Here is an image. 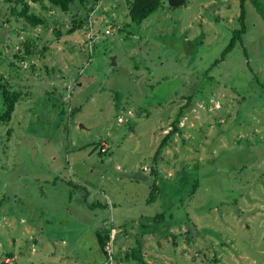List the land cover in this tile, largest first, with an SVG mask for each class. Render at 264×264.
<instances>
[{"label":"rangeland","instance_id":"1","mask_svg":"<svg viewBox=\"0 0 264 264\" xmlns=\"http://www.w3.org/2000/svg\"><path fill=\"white\" fill-rule=\"evenodd\" d=\"M27 1L45 25L0 0V264H140L138 241L147 264H264V19L253 3L167 2L137 25L130 0L68 14ZM243 10L246 32L212 68ZM3 83L21 92L9 122ZM103 227L115 228L108 260Z\"/></svg>","mask_w":264,"mask_h":264},{"label":"trees","instance_id":"2","mask_svg":"<svg viewBox=\"0 0 264 264\" xmlns=\"http://www.w3.org/2000/svg\"><path fill=\"white\" fill-rule=\"evenodd\" d=\"M8 3L13 2L14 0H6ZM100 0H31V2L33 3H41L44 4L45 2L48 3L51 8H57L59 9L61 12L63 13H71L72 7L78 3H80V5H82L84 8L87 7L88 5H91L87 11L88 13H90L91 11H94L96 6L98 5ZM169 0H130L129 1V18L131 20L132 23L137 24V25H141L145 20H147L152 14L158 12L161 8H163L167 2ZM246 0H243V2H245ZM254 7L256 8V11L259 13V15L264 19V0H250ZM16 3L19 4L20 6L17 5H13L11 7V14L17 18H22L24 19L29 25H31L32 27H38L41 25H45V19L43 17L37 16L35 13H32L31 11V5L29 3V1L27 0H16ZM45 9H48V7H45ZM87 13V15H88ZM86 15L85 19L81 20V21H76L75 19H73V27L72 29H70V31H68L69 34H73L76 30L78 29H82L84 27V23L88 22V16ZM240 22L242 24V26L240 27V29H237L232 37L231 43L229 44L228 48L224 51L223 55H222V59L218 60L215 62V64L212 66L215 67L217 65H219L221 62H223L226 59V56L228 55L229 52H231L235 46L237 45V43L239 41H241L243 34L246 32V12L245 10H243L241 12V17H240ZM57 35H61L60 32L57 31ZM30 44L26 43L25 44V54L26 55H32L33 51L30 48ZM19 52L21 53V49L19 50ZM16 57H20V59H24V55H15ZM209 73V72H207ZM1 88H2V97L4 100V105L6 106V111L5 113L2 115V120L5 121H10L11 120V116L13 114V112L15 111V107L16 104L19 102L20 98H21V92L19 91H12L10 86L7 85L6 83L1 84ZM188 97V103L185 107H182L183 109L180 110V113L178 115V118L176 119V121L173 123L174 126V130L172 132H175V130L178 129L179 123H180V119L181 117H183L185 115L184 110L187 109V107H189L190 105H192V101H193V95H189ZM171 135V134H170ZM169 135V136H170ZM169 136H167L165 138V140L163 141L162 144H165V142L168 140ZM163 146L160 147V149H162ZM160 149L159 151H157L156 153V157H158L160 155ZM155 172V171H153ZM157 173H154V175H156ZM158 196V186L155 183L152 187V191H151V200H155L156 197ZM98 205L96 204H92L90 205V208H96ZM113 229L115 228H102L98 231H96L95 236L97 238L100 250L106 254V258L108 260V253L106 251V247L108 245V243L111 240V232L113 231ZM137 245L139 246L138 248L141 250L142 245L141 243L138 241L136 242ZM139 249H135V251L133 250V256L136 258V260L140 263V264H147L143 255L141 254V251ZM8 258L13 257L12 254L8 255ZM118 259V258H117ZM5 264V263H3Z\"/></svg>","mask_w":264,"mask_h":264},{"label":"water","instance_id":"3","mask_svg":"<svg viewBox=\"0 0 264 264\" xmlns=\"http://www.w3.org/2000/svg\"><path fill=\"white\" fill-rule=\"evenodd\" d=\"M186 2L187 0H169L168 1L169 6L172 8L180 7L184 5ZM111 61H112V65L116 66V61L114 57L111 59Z\"/></svg>","mask_w":264,"mask_h":264},{"label":"built area","instance_id":"4","mask_svg":"<svg viewBox=\"0 0 264 264\" xmlns=\"http://www.w3.org/2000/svg\"><path fill=\"white\" fill-rule=\"evenodd\" d=\"M110 243L113 244V242H110ZM110 243H108V246L106 247V251H107L108 255L111 256V259H112V249L110 250V248H111L112 246H110ZM12 261H13L12 258H8V259L5 260L4 262H5L6 264H11Z\"/></svg>","mask_w":264,"mask_h":264},{"label":"crops","instance_id":"5","mask_svg":"<svg viewBox=\"0 0 264 264\" xmlns=\"http://www.w3.org/2000/svg\"><path fill=\"white\" fill-rule=\"evenodd\" d=\"M105 262H102L101 264H104Z\"/></svg>","mask_w":264,"mask_h":264}]
</instances>
